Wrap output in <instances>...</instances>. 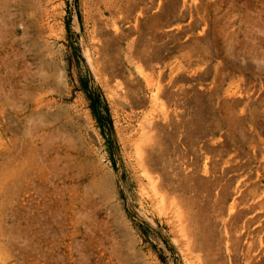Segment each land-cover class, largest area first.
<instances>
[{"label":"rangeland","instance_id":"1","mask_svg":"<svg viewBox=\"0 0 264 264\" xmlns=\"http://www.w3.org/2000/svg\"><path fill=\"white\" fill-rule=\"evenodd\" d=\"M0 15V264H264V0Z\"/></svg>","mask_w":264,"mask_h":264},{"label":"bare ground","instance_id":"2","mask_svg":"<svg viewBox=\"0 0 264 264\" xmlns=\"http://www.w3.org/2000/svg\"><path fill=\"white\" fill-rule=\"evenodd\" d=\"M4 2V1H3ZM10 3V2H9ZM9 11V10H8ZM4 13V12H3ZM9 13V12H8ZM1 16V15H0ZM3 17V16H2ZM3 22V21H2ZM1 24V23H0ZM5 24V23H4ZM8 30V29H7ZM4 33H5V31H4ZM141 161H142V159H141ZM151 178V177H150ZM153 178V177H152ZM150 181V180H149ZM150 182H153L154 183V181H150ZM153 187V186H152ZM152 189V188H151ZM155 190H156V187H155V189H154V191L153 192H155ZM148 192V191H147ZM156 192H157V190H156ZM161 195V194H160ZM153 196V195H152ZM159 198V197H158ZM164 200V199H163ZM181 207V206H180ZM174 213V212H173ZM178 214V213H177ZM181 215V214H180ZM178 219H180V218H178ZM183 223V222H182ZM183 230V229H182ZM184 237V236H183Z\"/></svg>","mask_w":264,"mask_h":264}]
</instances>
